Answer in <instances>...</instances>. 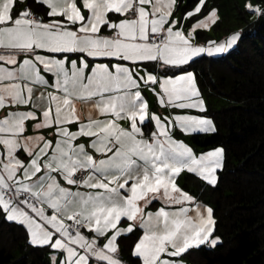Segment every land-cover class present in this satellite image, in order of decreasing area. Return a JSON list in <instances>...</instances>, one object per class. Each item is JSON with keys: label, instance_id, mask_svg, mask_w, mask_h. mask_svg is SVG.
<instances>
[{"label": "snow or ice", "instance_id": "obj_1", "mask_svg": "<svg viewBox=\"0 0 264 264\" xmlns=\"http://www.w3.org/2000/svg\"><path fill=\"white\" fill-rule=\"evenodd\" d=\"M33 2L43 15L0 0V215L56 250L52 264H128L121 243L137 264H185L190 249L215 246L213 208L176 181L187 170L215 186L225 149L197 154L174 135L215 124L162 116L143 89L161 107L206 112L184 66L228 53L242 32L196 43L220 20L205 0L182 16L177 0ZM243 8L264 17V0Z\"/></svg>", "mask_w": 264, "mask_h": 264}, {"label": "trees", "instance_id": "obj_2", "mask_svg": "<svg viewBox=\"0 0 264 264\" xmlns=\"http://www.w3.org/2000/svg\"><path fill=\"white\" fill-rule=\"evenodd\" d=\"M193 2L179 0V12L190 10ZM244 2L206 0V6L218 8L222 16L216 32L236 30L242 36L226 55L203 56L191 62V67L184 66L196 75L216 124L215 132L196 134L192 141L205 150L225 149L224 167L217 172L215 186L196 176L187 177L189 183L195 179L198 186L193 193L199 200L213 206V237H220L215 247L190 249L185 256L193 264H264V17L244 9ZM33 4L29 0L28 7L43 15ZM121 248L128 264H137L124 243ZM52 251L32 245L24 226L0 215V264H51Z\"/></svg>", "mask_w": 264, "mask_h": 264}, {"label": "rangeland", "instance_id": "obj_3", "mask_svg": "<svg viewBox=\"0 0 264 264\" xmlns=\"http://www.w3.org/2000/svg\"><path fill=\"white\" fill-rule=\"evenodd\" d=\"M29 1V0H28ZM178 2H179V0H177V6H178ZM205 2H206V0H205ZM218 9V8H217ZM177 13H174V15H176ZM179 14L182 16L183 14L182 13H180L179 12ZM196 15H199V14H196ZM218 15H219V17H220V20H221V13H220V10L218 9ZM191 19L192 18H189V21H191ZM219 20V21H220ZM189 21H185V24L187 25V23L189 22ZM219 21H217V23L215 24V25H213V27L210 29V30H201V29H198L197 30V39H196V43H207L209 40H216V41H222L226 36H228V35H230V34H232V33H234V32H236V30L235 31H233V32H230L229 34H225V33H222V32H216V27H217V25L219 24ZM205 33L206 35H205V37H204V35H201V36H199V33ZM238 44V43H237ZM237 45H235L232 49H230L229 50V52L231 51V50H233L235 47H236ZM228 52V53H229ZM227 53H223V54H216V55H213V56H209V57H220V56H224V55H226ZM203 56H208L207 54H203L201 57H203ZM197 58H200V57H197ZM197 58H195V59H197ZM143 92L145 93V95H146V97H147V99L149 100V105H150V109H153V110H156L159 114H162V116L163 115H167L169 112H179L180 114H190V115H208L212 120H213V122H214V124H215V120H214V118L210 115V112H209V110H210V108H209V102H208V99L203 95V98L205 99V101H206V105H207V111L206 112H201L200 110H198V109H183V110H177V109H169V108H167V107H161L158 103H157V98H156V96L151 92V90L149 89V88H144L143 89ZM218 108H219V106H218ZM125 123V126H127L126 125V122H124ZM215 127H216V124H215ZM213 132H208V133H204V132H196V133H192V134H185V133H183L181 130H179V129H177V130H175V132H174V135H175V138H177V139H181V140H184L186 143H188L193 149H194V151L197 153V154H199V153H201V152H204V151H208V150H211V149H213V148H211V149H208V150H205V149H203V148H201V147H198V146H196L194 143H193V141H192V137L194 136V135H196V134H202V135H210V134H212ZM145 134L147 135V129L145 130ZM220 170V169H219ZM218 172V171H217ZM188 176H192V177H198V178H200L198 175H196V174H193V173H190V172H188L187 170H184V171H182L180 174H179V176H178V178H177V181H176V183L182 188V189H184L185 191H188L190 194H192V195H194L195 197H196V199H197V201L198 202H200V203H202V204H204V205H206V206H211L212 208H213V206L211 205V204H208V203H204L203 202V200H199V197L197 196V194L196 193H193L194 191V189L196 188V186H198L197 185V183L195 182V179H193L192 180V182L191 183H189L188 181H187V177ZM201 180H202V182L203 183H207V184H209L208 182H206V181H204L202 178H200ZM62 183H63V181H62ZM187 184H189L190 185V188L188 187V185ZM188 187V188H187ZM158 206H160L159 204H157V207ZM193 207H194V205H193ZM152 210H155L154 208L152 209ZM17 223V222H16ZM214 233V232H213ZM213 235V234H212ZM218 243V242H217ZM35 246V245H34ZM201 246H209V247H215V246H213V245H211L210 243H205V244H203V245H200L199 247H201ZM56 250H53L52 252H55ZM51 252V253H52ZM59 256H57V260H59ZM121 258L122 259H124V260H126L127 261V258L126 257H124L123 255H122V253H121ZM183 259H184V261H185V264H193L185 255L183 256ZM49 260H50V262H51V264H52V256H51V254H50V256H49Z\"/></svg>", "mask_w": 264, "mask_h": 264}, {"label": "crops", "instance_id": "obj_4", "mask_svg": "<svg viewBox=\"0 0 264 264\" xmlns=\"http://www.w3.org/2000/svg\"><path fill=\"white\" fill-rule=\"evenodd\" d=\"M28 4H29V1L28 0H20V8H25V7H28ZM33 5H36L35 3L33 4ZM34 10V9H33ZM78 107H80L81 108V111H83V108H82V105H79L78 104ZM0 115H3V112L2 111H0ZM70 127L73 129V130H75V128H76V125L75 124H72V125H70ZM45 131V134L47 135V133L48 132H50L51 131V129H46V130H44ZM77 142H86V138H84V137H81ZM219 242V241H218Z\"/></svg>", "mask_w": 264, "mask_h": 264}]
</instances>
